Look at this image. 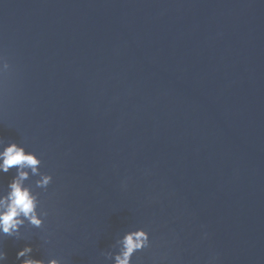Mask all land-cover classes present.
<instances>
[{"label": "water", "instance_id": "1", "mask_svg": "<svg viewBox=\"0 0 264 264\" xmlns=\"http://www.w3.org/2000/svg\"><path fill=\"white\" fill-rule=\"evenodd\" d=\"M0 56V138L53 177L5 264L138 227L132 264H264V0H0Z\"/></svg>", "mask_w": 264, "mask_h": 264}, {"label": "clouds", "instance_id": "2", "mask_svg": "<svg viewBox=\"0 0 264 264\" xmlns=\"http://www.w3.org/2000/svg\"><path fill=\"white\" fill-rule=\"evenodd\" d=\"M8 68V63L0 56V72ZM41 158L36 152L26 150L24 144L0 138V173H8L15 168V174L8 181L5 190H0V264H5L7 253L2 241L5 237L19 239L22 226L41 227L49 215L41 206L39 193L35 189H47L53 177L40 170ZM37 177L34 185L31 177ZM119 249L113 254V264H132L134 253L149 247V233L138 227L127 231L118 241ZM31 244H25L16 253L20 264H63L61 258L52 257L45 261L33 255ZM23 258V259H21Z\"/></svg>", "mask_w": 264, "mask_h": 264}]
</instances>
